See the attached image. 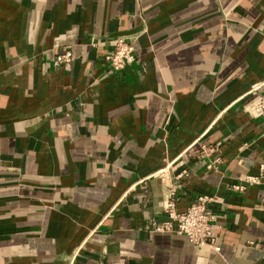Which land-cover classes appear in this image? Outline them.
I'll return each instance as SVG.
<instances>
[{
  "label": "crops",
  "instance_id": "crops-1",
  "mask_svg": "<svg viewBox=\"0 0 264 264\" xmlns=\"http://www.w3.org/2000/svg\"><path fill=\"white\" fill-rule=\"evenodd\" d=\"M262 91L264 0H0V264H264V185L231 189L264 162ZM169 163L176 212L215 197L210 244L145 228Z\"/></svg>",
  "mask_w": 264,
  "mask_h": 264
},
{
  "label": "built area",
  "instance_id": "built-area-1",
  "mask_svg": "<svg viewBox=\"0 0 264 264\" xmlns=\"http://www.w3.org/2000/svg\"><path fill=\"white\" fill-rule=\"evenodd\" d=\"M103 59L107 67L115 73L123 70L127 65L134 61L133 46L129 38L124 36H117L113 39V43L109 50H107ZM70 60L68 50L57 54L53 60V65L63 64L67 65ZM251 109L258 115H264V91L254 93V98L251 101ZM264 132V120L262 122ZM201 153L207 155L212 149L201 147ZM215 158L212 163L216 162ZM171 163L165 165L155 172L162 181L167 180L166 197L162 203V210L166 214L167 219L162 222L152 221L145 225V228L154 232H173L176 234L185 235L188 240L197 246L210 244L212 237V230L215 227V216L208 208V204L215 201V197L208 195H196L182 212L175 211V190L176 184L170 181L165 175V169L169 168L176 170V165ZM211 164H207L205 169H208ZM186 175L185 170H181L176 174V181L182 179ZM264 185V162L258 164L257 172L255 174L245 175L241 182L231 185L233 190H243L246 186Z\"/></svg>",
  "mask_w": 264,
  "mask_h": 264
},
{
  "label": "water",
  "instance_id": "water-1",
  "mask_svg": "<svg viewBox=\"0 0 264 264\" xmlns=\"http://www.w3.org/2000/svg\"><path fill=\"white\" fill-rule=\"evenodd\" d=\"M134 32H135V30L120 31V32H117V34H115V36L130 35Z\"/></svg>",
  "mask_w": 264,
  "mask_h": 264
}]
</instances>
